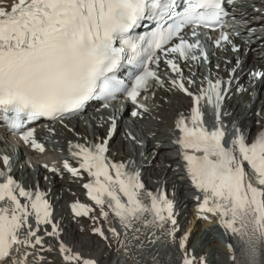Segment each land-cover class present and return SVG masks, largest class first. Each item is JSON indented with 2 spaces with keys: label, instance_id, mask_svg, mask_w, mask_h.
I'll list each match as a JSON object with an SVG mask.
<instances>
[{
  "label": "snow or ice",
  "instance_id": "6c2138e0",
  "mask_svg": "<svg viewBox=\"0 0 264 264\" xmlns=\"http://www.w3.org/2000/svg\"><path fill=\"white\" fill-rule=\"evenodd\" d=\"M225 3L226 0H187L183 12L176 11L177 0H17L10 6L0 3V110L5 119L19 125L25 116L62 119L65 114L77 113L94 97L107 100L117 92H125L136 103L141 92L152 87V81L164 83L149 66H159V52L166 56L177 54L185 60H199L201 56L207 59L199 40L190 43L180 33L188 25L209 26L220 22L226 15ZM145 21H156L157 26L136 34L135 29ZM192 35H198L195 29ZM221 40L228 41V34L223 33L216 43L219 45ZM197 50L200 55L196 54ZM166 62L178 75L172 79V86L193 96L185 85L179 64L171 58ZM126 65L132 66L131 84L116 76ZM252 75L264 78V72ZM222 83L219 79L209 80L208 88L194 97L190 125L180 115L176 127L181 135L176 143L181 148L188 175L203 193L202 201L196 197L201 201L199 212L218 216L222 227L240 240L249 237L245 255L252 260L257 253L252 236L257 237V242L264 240V131L252 142H248L236 125L234 131L228 132L219 118L224 99ZM205 98L217 112L219 126L211 130L204 125V113L199 106ZM140 107L146 109L142 103ZM132 115L139 113L134 111ZM114 129L113 124L109 135ZM33 134L34 130L24 132V140L29 141ZM31 143L44 150L35 140ZM74 147L78 151L72 155L80 158L79 169L67 161L64 166L73 175L85 169L93 177L84 187L105 218L106 205L126 229L137 232L140 230L137 224L155 227L165 230L163 234L176 242L179 228L174 202L165 192L146 190L138 171L126 170L123 163L109 162L105 155L106 142ZM3 163L9 164L7 155ZM0 177H5L0 182V202H3L0 203V264H27L28 253L18 259L12 255L13 250L19 253L21 247L41 244L42 237L37 232L40 224L51 222V206L43 193L26 190L5 171L0 170ZM20 197L27 198L30 204L22 203ZM72 208L76 215L93 211L79 202ZM33 214L37 222L35 229L28 222ZM169 224L171 227L166 229ZM52 229L47 235H58L54 223ZM93 231L107 239L102 229ZM110 231L119 237L115 228ZM187 240L188 233L179 238L180 249H186ZM228 248L233 249V245L229 244ZM60 251L66 253L64 260L69 264H96L95 260L72 252L63 242ZM152 259L157 264L155 257ZM231 259L235 261L236 256L233 254ZM182 264H207V261L185 250Z\"/></svg>",
  "mask_w": 264,
  "mask_h": 264
},
{
  "label": "bare ground",
  "instance_id": "6f19581e",
  "mask_svg": "<svg viewBox=\"0 0 264 264\" xmlns=\"http://www.w3.org/2000/svg\"><path fill=\"white\" fill-rule=\"evenodd\" d=\"M235 11L238 15L240 14L239 9ZM254 15L257 16L256 14ZM258 26L251 30L253 38L258 35L264 36V22L261 26ZM238 59L240 63L237 60L233 63H228L226 60L222 62L224 79L230 80L231 83L239 73L247 77L255 69L249 66V62H253L252 57H248L243 51L239 53ZM241 65L242 70L240 68ZM181 68L186 87L190 92L196 91V93L200 94V86L195 81L196 69H190L189 65L185 63H181ZM233 69H235L234 75L232 74ZM215 71L221 77L222 72L217 69ZM165 74L164 72L163 85L153 87L151 90L154 93V98L151 101L147 99L144 101L146 109L140 107L139 114L143 118L136 121V127L131 133L135 138H137V133L139 135H141V131L144 133V137L137 139L136 148L139 146V149L143 152V164L149 163V166L143 167V171L141 172L143 174L145 189L153 187L166 188L167 185H178L179 187L181 206L177 214L179 231L176 233V242H172L170 237H166L163 234L165 230L159 229L157 230V235L165 244L164 247L166 249L158 248L148 236L149 227L137 224L136 227L140 229L137 232H134L132 229H126L123 224L118 225L116 219L106 207H104V211L108 212L107 218L101 214V207L97 205L90 206L93 211L90 212L88 218L82 215L79 217L75 216L69 208L71 203L86 200V192L82 188L81 177H74L67 173H63L62 175L50 173L47 170L49 164L44 166L41 163L45 160L38 158V162L41 165H39L35 173H38L40 178L48 176L46 180L40 182V186L44 187V191L49 193V197H52L57 209L60 210L58 216L61 219L58 221L57 217H54L59 224L58 235H47V233L52 232L50 224H40L37 235L42 237L41 244H37L35 247H21L19 253L14 249L13 256L21 259L24 257V253L27 252V259L34 264L38 262L42 264H69L63 258V255L66 253L60 251V245L63 242L72 252H78L82 257L96 258L99 264H111V262H114V264H136V261L138 264H154L153 257H155L157 264H180L185 250L190 254H194L197 258L205 257L207 264H245L239 256H237L235 261L231 259L232 255L238 252L240 239L226 230L218 234L221 226L217 216L200 213L197 207L198 202L185 196V190L188 185L183 174H173L177 169L179 159L176 157V152L170 143L169 133L163 126L166 124L173 126V121L177 114L190 109L192 97L172 86L171 81L178 78L177 73L172 75V77ZM189 81L194 82L190 83ZM215 81L216 79L213 82ZM224 82L227 81H223V84ZM231 83L227 85L228 90L226 94L228 100L233 97L228 102H230V108L235 115L236 123H240L239 125L243 126L247 133L254 129H260L264 122V79L255 82L256 89L260 90V97L253 105L251 103L254 97V91H251L252 88L249 89V92L234 96L238 93L241 81L232 85ZM253 84V81L245 83V85ZM53 128H56L57 135H45L46 139H41V142L46 141L48 146H52L57 150L56 156L58 158L55 160L57 162L62 156L60 151H65L68 140L77 139L78 136L82 137L83 140L87 137L89 140L97 138L99 135L103 138L106 134L104 119L94 111L89 112L82 119L79 118L77 122L68 120L65 121L64 125L58 122L57 127ZM124 132V125L120 123L118 126V138L114 139L113 136L109 140L108 146L116 139L117 146H123L122 134ZM26 151L34 155L43 156L45 154L39 150H33L25 146L21 149V158H23ZM110 156L113 159L119 158V156L113 155V152ZM121 158L131 162L134 159V155L129 152H123ZM135 160L136 158L134 162ZM57 162H55L56 165ZM29 171L30 168L28 166L26 170L23 167L22 174L24 176L20 178L21 181L31 182ZM34 177L36 176L34 175ZM33 183L35 184L36 181ZM204 215L209 216V218L203 219L202 216ZM170 227V224L166 225V229ZM95 228L102 229L107 239L93 231ZM111 228L116 229L120 234L119 237L110 231ZM185 233H188L186 249H180L179 238L184 236ZM216 236H218V239ZM134 237L138 239H134ZM227 241L234 243L235 252H232L225 246ZM140 245H143V247H140ZM118 254L120 255L119 257ZM122 258H124V261ZM262 262L264 263V251Z\"/></svg>",
  "mask_w": 264,
  "mask_h": 264
},
{
  "label": "rangeland",
  "instance_id": "374dc122",
  "mask_svg": "<svg viewBox=\"0 0 264 264\" xmlns=\"http://www.w3.org/2000/svg\"><path fill=\"white\" fill-rule=\"evenodd\" d=\"M113 142H115V141H113ZM116 144V143H115ZM118 144V143H117ZM39 156H41V155H39ZM39 156H36V155H32V154H29V153H27L26 152V157H27V159H33V160H36L37 161V159L38 158H42V156L41 157H39ZM45 157H47V158H49V159H51V160H54V159H56V153H55V150H53V148H51L50 150H49V152H47L45 155H44ZM44 160V159H43ZM39 161V160H38ZM59 219H61V217L59 218ZM217 235V234H216ZM245 249H246V242H244V241H242L241 240V242H240V245H239V255H240V258H241V260L243 261V262H246L248 259V257H246V255H245ZM136 264H138V262L136 261L135 262Z\"/></svg>",
  "mask_w": 264,
  "mask_h": 264
}]
</instances>
